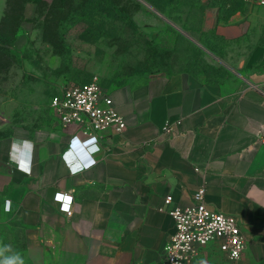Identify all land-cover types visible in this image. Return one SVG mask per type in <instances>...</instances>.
<instances>
[{
    "label": "crops",
    "instance_id": "1",
    "mask_svg": "<svg viewBox=\"0 0 264 264\" xmlns=\"http://www.w3.org/2000/svg\"><path fill=\"white\" fill-rule=\"evenodd\" d=\"M233 18L218 31L264 49L254 38L264 9L249 15L245 29ZM257 65L231 93L186 75L108 91L125 117L122 133L86 135L58 116L51 126L0 136V213L25 228L35 263L157 261L175 232L166 195L191 205L204 186L210 208L240 218L247 247L229 261L211 242L194 264H264V58ZM167 121L175 135L163 134ZM58 192L74 196L71 215Z\"/></svg>",
    "mask_w": 264,
    "mask_h": 264
},
{
    "label": "rangeland",
    "instance_id": "2",
    "mask_svg": "<svg viewBox=\"0 0 264 264\" xmlns=\"http://www.w3.org/2000/svg\"><path fill=\"white\" fill-rule=\"evenodd\" d=\"M8 1L0 0V136L51 126L52 98L73 83L97 77L112 91L186 75L231 93L264 58L218 31L233 17L245 29L264 9L245 0ZM260 26L253 34L264 44V18ZM17 254L36 264L25 228L0 213V261Z\"/></svg>",
    "mask_w": 264,
    "mask_h": 264
},
{
    "label": "built area",
    "instance_id": "3",
    "mask_svg": "<svg viewBox=\"0 0 264 264\" xmlns=\"http://www.w3.org/2000/svg\"><path fill=\"white\" fill-rule=\"evenodd\" d=\"M255 6L264 7V0H245ZM61 122L65 125L76 123L86 135L112 129L122 133L127 128L124 115L116 106L113 97L100 84L98 78L87 83H73L63 87L51 101ZM163 134L175 135L172 122L163 126ZM260 138L264 141V131ZM71 163V158L66 154ZM75 169L83 168L78 163ZM57 194L68 199H57ZM55 200L60 202L62 211L67 206V214L73 213L74 196L58 192ZM204 186L196 189L191 205L174 202L171 194L166 195L165 209L175 220V232L164 247L161 259L152 263L133 261L130 264H194L201 248L211 242H218L220 250L229 261H237L247 247V237L241 228L237 215L214 210L207 204Z\"/></svg>",
    "mask_w": 264,
    "mask_h": 264
},
{
    "label": "clouds",
    "instance_id": "4",
    "mask_svg": "<svg viewBox=\"0 0 264 264\" xmlns=\"http://www.w3.org/2000/svg\"><path fill=\"white\" fill-rule=\"evenodd\" d=\"M78 169H72V171L75 173ZM58 197H62L60 194H57V199ZM59 200V199H58ZM5 210H8V206L6 204V209ZM64 211H67V206L65 205L64 208H63ZM9 246H6V249L8 248ZM0 264H24V261H23V258L17 254V255H14L10 258H6L5 260L3 261H0Z\"/></svg>",
    "mask_w": 264,
    "mask_h": 264
},
{
    "label": "water",
    "instance_id": "5",
    "mask_svg": "<svg viewBox=\"0 0 264 264\" xmlns=\"http://www.w3.org/2000/svg\"><path fill=\"white\" fill-rule=\"evenodd\" d=\"M18 146H19V143L16 141L15 142V146H14V150H13V155H17L18 156V153L16 152V150L18 149ZM0 164L1 165H6L5 162H3L1 160H0Z\"/></svg>",
    "mask_w": 264,
    "mask_h": 264
},
{
    "label": "snow or ice",
    "instance_id": "6",
    "mask_svg": "<svg viewBox=\"0 0 264 264\" xmlns=\"http://www.w3.org/2000/svg\"><path fill=\"white\" fill-rule=\"evenodd\" d=\"M58 199H68V198H65V197H58Z\"/></svg>",
    "mask_w": 264,
    "mask_h": 264
},
{
    "label": "trees",
    "instance_id": "7",
    "mask_svg": "<svg viewBox=\"0 0 264 264\" xmlns=\"http://www.w3.org/2000/svg\"><path fill=\"white\" fill-rule=\"evenodd\" d=\"M8 2H9V4H12L13 0H9Z\"/></svg>",
    "mask_w": 264,
    "mask_h": 264
}]
</instances>
